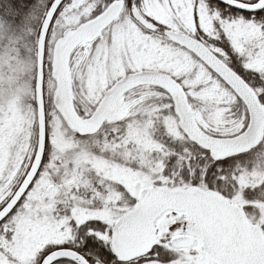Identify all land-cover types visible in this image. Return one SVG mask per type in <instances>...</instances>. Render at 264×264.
I'll return each instance as SVG.
<instances>
[{
    "label": "snow or ice",
    "instance_id": "6c2138e0",
    "mask_svg": "<svg viewBox=\"0 0 264 264\" xmlns=\"http://www.w3.org/2000/svg\"><path fill=\"white\" fill-rule=\"evenodd\" d=\"M0 264H264V0H0Z\"/></svg>",
    "mask_w": 264,
    "mask_h": 264
}]
</instances>
